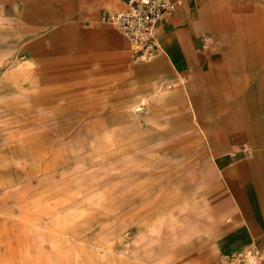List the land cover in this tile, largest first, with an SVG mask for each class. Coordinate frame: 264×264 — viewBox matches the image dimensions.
<instances>
[{
  "label": "rangeland",
  "instance_id": "rangeland-1",
  "mask_svg": "<svg viewBox=\"0 0 264 264\" xmlns=\"http://www.w3.org/2000/svg\"><path fill=\"white\" fill-rule=\"evenodd\" d=\"M110 1L0 0V264H264L217 249L236 97L153 80Z\"/></svg>",
  "mask_w": 264,
  "mask_h": 264
},
{
  "label": "crops",
  "instance_id": "crops-1",
  "mask_svg": "<svg viewBox=\"0 0 264 264\" xmlns=\"http://www.w3.org/2000/svg\"><path fill=\"white\" fill-rule=\"evenodd\" d=\"M158 33L166 57L147 64L156 70L153 80L171 82L182 72L195 95L212 97L223 91L236 97L231 119L219 126L230 135L217 132L212 138L223 137L231 146L217 160L228 188L225 209L230 211L222 220H248L250 228L247 238L221 236L217 249L240 248L249 238L264 257V0H184L159 22ZM203 33L216 38L208 48L200 47ZM200 130L210 140L204 128ZM200 138L196 135L192 143Z\"/></svg>",
  "mask_w": 264,
  "mask_h": 264
},
{
  "label": "built area",
  "instance_id": "built-area-1",
  "mask_svg": "<svg viewBox=\"0 0 264 264\" xmlns=\"http://www.w3.org/2000/svg\"><path fill=\"white\" fill-rule=\"evenodd\" d=\"M119 9L102 11L101 19L114 24L130 44L133 59L145 60L162 52L158 33L159 22L168 14L175 12L184 0H121ZM212 39L203 33L199 37L201 48H208ZM253 256V263L258 261V251L247 249L240 255Z\"/></svg>",
  "mask_w": 264,
  "mask_h": 264
}]
</instances>
